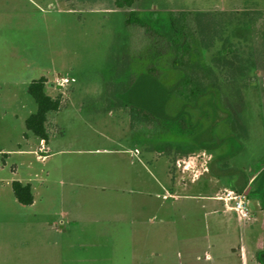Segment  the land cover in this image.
<instances>
[{
    "label": "rangeland",
    "instance_id": "1",
    "mask_svg": "<svg viewBox=\"0 0 264 264\" xmlns=\"http://www.w3.org/2000/svg\"><path fill=\"white\" fill-rule=\"evenodd\" d=\"M133 9L162 36L188 14L212 66L222 47H237L243 75L223 90L243 96L245 135L228 128L218 90L179 97L187 71L167 57L159 78L148 74L152 37L125 25L130 9L0 0V264H244L241 247L245 264H264V0H137ZM40 77L63 98L47 142L25 127L37 109L28 86ZM132 104L176 131L132 127ZM14 181L31 184L32 204L17 201ZM225 189L250 193L251 221L216 198Z\"/></svg>",
    "mask_w": 264,
    "mask_h": 264
},
{
    "label": "trees",
    "instance_id": "2",
    "mask_svg": "<svg viewBox=\"0 0 264 264\" xmlns=\"http://www.w3.org/2000/svg\"><path fill=\"white\" fill-rule=\"evenodd\" d=\"M136 1L114 0V5L118 9H130L125 18L126 26H139L148 36L152 37L150 38L151 41H147V48L143 46V53L152 57V62L146 67L148 74L159 78L160 71L157 62L160 58L167 57L170 67L187 71L176 89V94L183 100L192 102L207 91L218 90L220 92V105L230 113V118L226 121L228 128L239 137L245 135L243 96L239 92L227 94L223 90L225 84L231 87L236 86L243 75L237 47L233 44L222 47L217 56L213 58L214 66H212L203 61L200 51L196 49L195 31L190 28L188 14L182 13L180 19L171 18L174 29L171 34L157 35L152 32L148 23L140 17L139 12L133 9ZM200 25L199 23V27H202ZM46 83V77H40L30 82L28 93L35 101L37 109L25 121L27 131L44 142H47L49 138V114L59 111L63 101L61 94L51 96L46 93ZM129 111L131 126L136 128L148 126V135L150 136L162 134L161 131L155 130L158 125L163 126L166 130L169 129L171 132L176 131L172 129V125L170 127L166 124L162 125L158 119L154 118L152 113L137 105H129ZM182 151L184 153L193 152V147H186ZM12 189L19 203L23 205L33 203L34 196L31 184L14 181ZM248 197H250V193H248Z\"/></svg>",
    "mask_w": 264,
    "mask_h": 264
},
{
    "label": "built area",
    "instance_id": "3",
    "mask_svg": "<svg viewBox=\"0 0 264 264\" xmlns=\"http://www.w3.org/2000/svg\"><path fill=\"white\" fill-rule=\"evenodd\" d=\"M216 198L223 202L226 210L233 211L240 222L252 220V214L249 209V197L246 192L225 189Z\"/></svg>",
    "mask_w": 264,
    "mask_h": 264
},
{
    "label": "crops",
    "instance_id": "4",
    "mask_svg": "<svg viewBox=\"0 0 264 264\" xmlns=\"http://www.w3.org/2000/svg\"><path fill=\"white\" fill-rule=\"evenodd\" d=\"M113 6H114V8H116L115 5H114V0H113ZM116 9H118V8H116ZM223 218H226L225 215H220V216H219V219H220V220H221V219L223 220ZM222 220H221V221H222ZM237 220H238V219H237ZM222 222H224V220H223ZM238 222H239V220H238ZM240 225H241V224H240ZM246 250H247V248H245V247H241V248H240V252H241V255H240V256H241L242 262H243L244 264L246 263Z\"/></svg>",
    "mask_w": 264,
    "mask_h": 264
},
{
    "label": "water",
    "instance_id": "5",
    "mask_svg": "<svg viewBox=\"0 0 264 264\" xmlns=\"http://www.w3.org/2000/svg\"><path fill=\"white\" fill-rule=\"evenodd\" d=\"M248 194V192H246Z\"/></svg>",
    "mask_w": 264,
    "mask_h": 264
}]
</instances>
